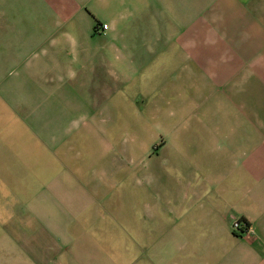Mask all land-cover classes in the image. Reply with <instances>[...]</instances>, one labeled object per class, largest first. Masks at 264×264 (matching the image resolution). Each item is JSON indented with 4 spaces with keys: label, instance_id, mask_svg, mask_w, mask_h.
<instances>
[{
    "label": "crops",
    "instance_id": "0c3cea01",
    "mask_svg": "<svg viewBox=\"0 0 264 264\" xmlns=\"http://www.w3.org/2000/svg\"><path fill=\"white\" fill-rule=\"evenodd\" d=\"M161 55L180 123L116 153ZM0 264H264V0H0Z\"/></svg>",
    "mask_w": 264,
    "mask_h": 264
},
{
    "label": "rangeland",
    "instance_id": "374dc122",
    "mask_svg": "<svg viewBox=\"0 0 264 264\" xmlns=\"http://www.w3.org/2000/svg\"><path fill=\"white\" fill-rule=\"evenodd\" d=\"M173 62L170 65L169 55H161L152 67L139 76V88L132 91V87L127 86L123 93V103L106 104L110 115L116 114L113 110L118 107L123 110L118 118H111L112 126L108 130V136L117 140V152L119 145L123 146L141 141L152 142L156 138L157 144L162 141L171 140L173 126H178L181 118L179 117V94L172 93V86H164V82H185L187 74H198L194 66H189L187 70L173 69ZM190 70V71H189ZM188 78V77H187ZM189 79V78H188ZM190 80V79H189ZM171 89V90H170ZM108 106V107H107ZM211 120L203 118V125L210 127ZM139 128L140 134L135 132ZM135 132V133H134ZM115 134V135H113ZM181 145H196L206 141V137L195 126L194 121L188 120V126H183L180 134ZM116 149V148H115ZM115 151V150H114ZM113 151V153H115ZM154 150L150 153H153ZM130 150L124 148V158H130ZM120 157V155H119Z\"/></svg>",
    "mask_w": 264,
    "mask_h": 264
},
{
    "label": "built area",
    "instance_id": "2783aa9c",
    "mask_svg": "<svg viewBox=\"0 0 264 264\" xmlns=\"http://www.w3.org/2000/svg\"><path fill=\"white\" fill-rule=\"evenodd\" d=\"M95 29L98 30V27H96ZM99 29L102 32L106 31L107 25L103 24V25L99 26ZM231 231L236 236H243V235H247L248 233H250V227H249V224L245 220L237 219V220L232 222Z\"/></svg>",
    "mask_w": 264,
    "mask_h": 264
}]
</instances>
